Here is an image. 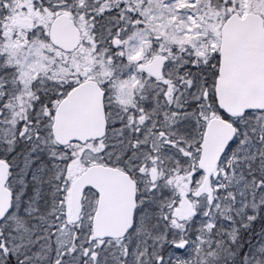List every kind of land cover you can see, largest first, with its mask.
<instances>
[{
    "label": "snow or ice",
    "instance_id": "snow-or-ice-1",
    "mask_svg": "<svg viewBox=\"0 0 264 264\" xmlns=\"http://www.w3.org/2000/svg\"><path fill=\"white\" fill-rule=\"evenodd\" d=\"M0 264H264V0H0Z\"/></svg>",
    "mask_w": 264,
    "mask_h": 264
}]
</instances>
